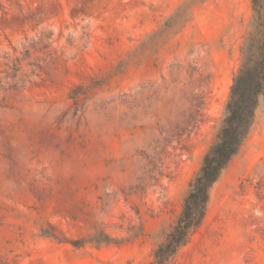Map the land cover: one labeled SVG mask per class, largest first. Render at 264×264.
Returning a JSON list of instances; mask_svg holds the SVG:
<instances>
[{
    "label": "rangeland",
    "instance_id": "obj_1",
    "mask_svg": "<svg viewBox=\"0 0 264 264\" xmlns=\"http://www.w3.org/2000/svg\"><path fill=\"white\" fill-rule=\"evenodd\" d=\"M0 5V264H147L215 139L251 0ZM96 231L115 242H65ZM170 264H264V96Z\"/></svg>",
    "mask_w": 264,
    "mask_h": 264
},
{
    "label": "trees",
    "instance_id": "obj_2",
    "mask_svg": "<svg viewBox=\"0 0 264 264\" xmlns=\"http://www.w3.org/2000/svg\"><path fill=\"white\" fill-rule=\"evenodd\" d=\"M251 7V22L240 48L241 65L233 76L215 139L188 184L175 222L147 264H170L190 242L206 216L213 186L238 154L253 127L255 112L264 96V0H251ZM163 27V31L150 36L153 41L166 34L171 24L166 23ZM40 235L58 240L50 227L40 229ZM65 242L78 248L85 242L109 244L115 241L104 231H96L88 239Z\"/></svg>",
    "mask_w": 264,
    "mask_h": 264
}]
</instances>
